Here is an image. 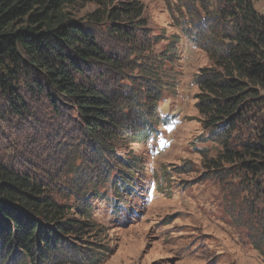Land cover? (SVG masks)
Wrapping results in <instances>:
<instances>
[{"label":"rangeland","instance_id":"1","mask_svg":"<svg viewBox=\"0 0 264 264\" xmlns=\"http://www.w3.org/2000/svg\"><path fill=\"white\" fill-rule=\"evenodd\" d=\"M231 1L140 0L147 35L138 32L135 45L93 26L122 65L102 69L96 81L123 124L104 159L73 103L38 96L32 79L17 83L22 101L0 88V163L29 177L70 219H87L81 235L89 248L81 254L71 244L79 235L59 231L55 253L22 261L14 241L17 252L4 264H264V177L240 162L215 165L224 138L204 127L197 105V79L220 69L201 46ZM253 3L264 14V0ZM97 8L89 3L79 16ZM133 46L140 52L129 53ZM150 83L157 85L154 98L147 96ZM169 116L177 117L170 125ZM239 116L230 139L236 148L264 132V94ZM7 253L0 247V256Z\"/></svg>","mask_w":264,"mask_h":264},{"label":"trees","instance_id":"2","mask_svg":"<svg viewBox=\"0 0 264 264\" xmlns=\"http://www.w3.org/2000/svg\"><path fill=\"white\" fill-rule=\"evenodd\" d=\"M89 3L98 8L79 16ZM231 3H235L233 9L222 10L205 36L209 45L203 42L201 46L220 69L197 79L201 91L197 105L205 119L204 127L213 128L224 138V151L215 165L240 162L246 173L261 178L264 132L258 141L241 148L232 147L230 139L244 105L258 102L264 94V14L256 10L253 0ZM144 8L140 0H0V88L15 96L17 83L32 79L28 85L38 96L54 102L57 94L62 101L73 103L100 158L110 156L114 152L111 139L123 124L112 100L96 81L102 69L111 71L122 65L118 56L107 52L93 26L104 25L106 32L135 45L138 32L147 35ZM130 52L135 55L140 51L133 46ZM96 68L98 71L93 72ZM156 87L148 85V97L154 98ZM16 98L22 101L19 95ZM125 166L130 173L135 171V164L126 161ZM250 183L247 180L246 185ZM69 217V210L48 197L29 177L0 163V247L10 251L0 256V264L11 262L10 256L17 252L14 241L22 247V261H36L55 253L60 232L79 235L80 243L72 242V246L81 254L88 251L81 235L88 220L84 218L82 225ZM12 229L15 233L6 236L5 231L12 233Z\"/></svg>","mask_w":264,"mask_h":264}]
</instances>
